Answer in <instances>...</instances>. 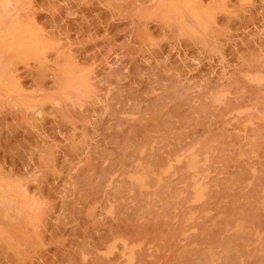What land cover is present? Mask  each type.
<instances>
[{
    "label": "rangeland",
    "instance_id": "374dc122",
    "mask_svg": "<svg viewBox=\"0 0 264 264\" xmlns=\"http://www.w3.org/2000/svg\"><path fill=\"white\" fill-rule=\"evenodd\" d=\"M0 15V264H264V0Z\"/></svg>",
    "mask_w": 264,
    "mask_h": 264
},
{
    "label": "bare ground",
    "instance_id": "6f19581e",
    "mask_svg": "<svg viewBox=\"0 0 264 264\" xmlns=\"http://www.w3.org/2000/svg\"><path fill=\"white\" fill-rule=\"evenodd\" d=\"M1 1H2V0H1ZM15 2H16V1H15ZM15 5H16V4H15ZM11 10H12V9H11ZM2 11H3V10H2ZM3 12H4V11H3ZM12 12H13V11H12ZM6 13H8V12H6ZM3 14H4V13H3ZM3 14H2V15H3ZM8 14H9V13H8ZM8 14H7V15H8ZM16 14H17V13H16ZM0 16H1V15H0ZM12 18H13V17H12ZM3 19H4V18H3ZM13 19H14V18H13ZM4 24H5V23H4ZM1 26H2V25H1ZM9 39H10V38H9ZM4 43H6V42H4ZM4 43H2V44H4Z\"/></svg>",
    "mask_w": 264,
    "mask_h": 264
}]
</instances>
